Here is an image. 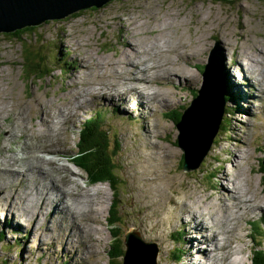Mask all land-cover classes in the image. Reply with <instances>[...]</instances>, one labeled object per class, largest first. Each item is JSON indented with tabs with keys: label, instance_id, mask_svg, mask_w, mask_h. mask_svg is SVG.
Returning a JSON list of instances; mask_svg holds the SVG:
<instances>
[{
	"label": "rangeland",
	"instance_id": "374dc122",
	"mask_svg": "<svg viewBox=\"0 0 264 264\" xmlns=\"http://www.w3.org/2000/svg\"><path fill=\"white\" fill-rule=\"evenodd\" d=\"M34 30V34L28 35L25 45L33 54H40L39 48L28 46V44L34 43L39 38L45 39L48 43L56 42L55 47L48 53H51L50 57L47 55V61L42 63L44 65L42 72L51 70L52 73H47L41 79L35 75L29 77L30 72L25 73L22 67L24 51L22 43L0 32V167L6 168V165H10L8 167L12 170L25 171L26 174V177H22L23 184L19 194L16 195L13 192L15 187H12L8 193V199L16 200L14 220L6 217L4 207L8 199H2L3 191L0 190L2 205H0V229L5 233L2 237L0 232V264H4L5 261L9 264H118L117 262H123L122 258L112 259L110 262V256L117 250L115 242L121 241L123 249H127V234L133 232H138L145 241L157 244L159 247L157 264H189V258H183V254L177 255L181 253L179 248L183 251L187 248L185 243L183 245L187 237L186 229L179 225L182 220L185 221V215L182 216V212L178 211V208L182 209V205L178 204L182 196L187 199L186 196L193 195L200 199L203 210L208 203L214 205L221 199L224 200L221 203L225 204L227 196H230L232 202H227V205L233 212L238 207L232 206L231 203L235 204L237 200H233L231 193L224 195L221 188L226 186L236 193L241 188H249V195L252 196L253 191L257 194L256 197L252 196L256 208L264 209V205L257 204L264 194L262 193L264 169L262 170L261 164V158L264 156V86H259V82L255 81L259 90H254L256 95H251L249 102L243 103L242 97L246 93L238 84L244 82V85L250 84L252 88L255 75L249 72L248 62L233 56L232 49L222 39L225 32H231L233 45L243 43V50L253 52H256L253 47L264 50V0H110L101 7L84 8L63 18H49L35 25ZM131 43L134 48L146 52V54L142 53L144 57L153 56L158 64L171 61L164 67V71L168 69L172 74L161 80L166 82L168 87H163L161 84L155 85L158 91L171 92V95L153 97L155 101H151L149 106L147 105L148 109L145 108L147 111L142 114L137 104L142 99L135 101L131 97L125 99L122 98L123 95L117 96L112 102L119 104L122 108L108 101V94L114 90L134 88L139 90L140 88V92L155 95V92L150 94L145 92V90L155 91L152 86L135 85L134 81L132 84L122 85V79L129 76L125 74L124 69L126 70L130 63L134 62L132 59H126V52H123L132 51L131 47H128ZM214 48L218 49L222 58L220 59L221 69L224 72L227 89L230 88L237 98L230 99L228 105L224 106V110H229L231 113L224 114L219 119L223 128H220L218 136L216 135L214 139L216 142L200 167L185 171L181 166L184 150L176 143L181 132L175 121L167 119L166 112L174 114L191 104L198 89L204 85L202 84L203 66L209 61V54ZM175 49L181 54L180 58L176 53H172ZM192 49H195L197 53L188 54ZM261 55L264 54L256 53L255 58L260 59L254 67L259 69L262 73L259 77L264 79V57ZM80 58L81 61L83 59L82 65ZM186 61H191L192 64ZM27 62L30 65V60ZM110 62L115 65L111 67ZM244 71L247 72L244 73ZM73 73L77 75L74 79L77 85L70 87L69 92H62L61 88L72 82ZM173 75L189 77L192 81L173 79ZM103 82H114L120 86L97 96H89L85 99L84 106L76 110L75 107L82 102V97L77 98L79 95L77 91H87ZM245 89L247 92L250 90L246 86ZM31 97L43 99L42 103L46 112L51 111L47 118L44 114L41 115ZM100 98H102L100 103L94 101ZM243 105L249 109L246 111ZM57 110L70 111V114L66 115L65 119L61 115L54 118ZM96 113H101V117L104 116L107 119L106 140L111 148V154H118L115 157L114 171L118 178L116 190H113L109 183L90 181L87 173L74 161L80 127L85 120ZM43 118L47 122L51 119L52 124L57 121L53 125L56 129L49 130ZM148 120L153 130L148 127L150 125ZM103 122V119L98 120L99 124ZM238 126H240V133ZM234 131H236L235 137L239 134L240 142L235 138V142L229 143L232 146L223 149L225 153H222V148L228 144L225 140L226 134L228 132L234 134ZM241 143H247V145L245 149H239L238 152L244 154L248 162L240 160L239 164L233 158L234 161L230 164L227 161L233 155L228 158L226 153L229 151L232 153L231 149L236 150L242 146ZM140 150L143 152L141 153ZM150 151L154 157V162L150 163L152 166L155 160L162 156L163 161L155 168V176L162 178L158 183L162 187L159 190H163L165 202L155 206L150 204L152 208L149 211H144L142 208V212L141 207L144 202H139L140 193H143L144 201L149 195L159 194L157 186L153 184L154 180L151 183L148 182L150 183H147L148 185L143 183L150 180L148 176H144L145 169L139 176L142 168L140 164L147 165L148 161V158L143 155ZM33 155H37V158L34 159ZM17 158L18 161L15 163L14 159ZM51 162L59 166L57 171L59 170L62 179L59 178V185L58 183L57 185L62 189L66 188L63 193L67 190L75 193L76 189L85 196L83 201L90 204V212L86 216V224L83 225L88 242L81 240L79 236H74V246L78 247L79 251L82 250V257H79L76 262H73L72 254L68 250L70 243L62 241V237L70 229L64 230L65 224L60 225V221L65 220L63 213H56L53 216L54 212H52L49 215L47 212L50 210V205H47V210L34 223L30 216L21 214L26 202L30 205H33L32 202L35 204L33 208L25 209L32 210L29 212L31 215L44 196H60L58 192L55 193L49 189L51 178L58 177L57 172H51L47 176L37 168L29 169L31 164L37 166L39 163L45 170L46 167L51 169L49 165ZM234 165L238 166L233 167ZM245 165H247L246 168ZM133 168L135 170H132ZM244 170L250 173L241 175V178L246 179L243 186L239 183L235 185L238 178L233 182L222 179L228 172L230 176L235 177L238 172ZM66 174L67 176L63 178ZM19 182L21 181L16 179L13 184L16 185ZM44 185H47V188ZM98 186H102L106 191L101 188L102 191L95 195L94 189ZM42 188L43 191L49 190L51 195L40 193L39 190ZM54 194L55 196H52ZM115 197L118 198L121 207H117ZM67 198L68 195L63 200ZM170 199L174 200L175 208ZM146 202L151 203V201ZM113 207L121 211L120 220L116 224L111 221ZM209 208L212 209V207ZM151 209L154 212H151ZM64 213L68 214V211ZM222 214L228 213L224 209L215 213L220 221L225 220L222 219L225 218ZM248 215L249 213L236 219L235 224L250 227ZM201 216L204 222L210 221L207 220V213ZM251 217L255 218L263 230L262 212L251 213ZM176 218L181 221L179 219L176 221ZM71 220L73 221L72 218ZM199 221L201 223V220ZM226 227L228 226L222 225V228ZM115 231L121 239L114 240ZM179 231L184 232V235L179 236L181 233ZM238 231L240 230L237 229L231 233L233 241L230 239L229 245L233 246L236 252L233 264L241 261L239 264H251L254 253L248 254V251L253 249L254 239L246 237L244 240L245 233ZM74 233L77 234V231L74 230ZM220 238L222 243L224 237L220 236ZM258 239L260 245L256 252L259 256L261 249L264 253V231L260 232ZM247 241L250 245L246 249ZM206 242L210 243L208 248L214 246L208 237ZM87 245L91 248L87 249ZM203 247L204 244L201 243L198 248L203 249ZM111 248H113L112 251ZM229 249L224 252L227 254L224 258H218L220 261L213 264H228V257L232 252L231 249L229 254ZM206 258L194 251V259L192 255L193 261L190 264H206L209 262ZM256 262L263 264L260 261Z\"/></svg>",
	"mask_w": 264,
	"mask_h": 264
},
{
	"label": "bare ground",
	"instance_id": "6f19581e",
	"mask_svg": "<svg viewBox=\"0 0 264 264\" xmlns=\"http://www.w3.org/2000/svg\"><path fill=\"white\" fill-rule=\"evenodd\" d=\"M242 24H243V22H242ZM222 39L227 43L228 47H230V49H232V55L233 56L235 55V56L238 57L239 60H241V61L243 60V61H247L248 62L247 66H248V69L250 70L249 72L251 74L255 75L254 76L255 80L253 82L252 88L250 87V84L244 85L243 84L244 82L243 83L241 82V83L238 84V85H240L241 90L244 88V93H246V94L244 95V97H242V100H243V103L246 104V103L249 102V99H250L251 95H253V96L256 95L254 90H259V88L256 86L257 82H255V81L259 82V86H264V85H262V84H264V79H262L263 77H259V75H262V73L259 71L258 68L254 67L255 65H257V63H258V61L260 59V58H255L256 53H259V54L263 53L264 54V50L261 49V48L253 47L255 49L254 51H256V52H253V51H250V50H243V48H244L243 47L244 46L243 43L240 44V45H238V44L233 45L232 44L233 40H232V33L231 32H225L222 35ZM128 47H131L132 51H130V52L123 51V52H126L125 53L126 59H132L134 62H131L130 66L126 70L124 69V71L126 72L125 74L129 75V76H126V77H124L122 79V83H123L122 85L132 84V82L134 81L135 85H143L145 87H149V86L151 87L152 86V87L155 88V91H153V90H150V91L145 90V92H148L149 94L152 93V92H155V95L152 96L151 94L147 95L144 92H140L141 91L140 88H139V90L136 89V88H134L132 90L131 89L130 90H114L115 89L114 87L120 86V85H118V84H116L114 82H110V83L103 82L102 84L99 83L98 85H95L94 87L90 88L87 91H84V92H83V90L77 91L79 93L77 98L79 99L80 97H82V102H80V104L75 107L76 110H78L79 108L84 106L85 99H87L89 96H97V95L101 94L102 92H105V91H108V90H114L112 93L108 94V101H111L112 105H117L120 108H122V106L112 102V101H115L117 96L123 95L122 98H125V99L131 97V99L135 100V101H137L138 99H142V101L140 103H137L138 107L141 109V114L144 111H147V109H148L147 105L149 106V103L151 101H155V99L153 97L158 98L159 95H160V97H168V96L171 95V92L168 93V92H160V91H158V87L155 86V85L160 86V84H161V85H163V87H168L166 85V82L164 83L161 80L163 79V77L169 76V75L172 74L170 71H168V69H167V71H164V67L167 66L168 64H170L171 61L170 62H165L163 64H158L157 60L153 56L144 57L142 55V53L146 54V52H141L139 49L134 48L132 43L129 44ZM77 48H79V47H77ZM172 53H176L179 58L181 57V54L177 52V49L173 50ZM190 53L195 54L197 52H196L195 49H192L191 51L188 52V54H190ZM261 56L264 57V55H261ZM79 61L81 62L80 64L82 65L83 64L82 63L83 59L81 61V58H80ZM186 62L189 63L191 61H186ZM138 63H141V64H138ZM109 64H110L111 67H113L115 65V63H113V62H110ZM191 64H192V62H191ZM232 64H235V63L232 62ZM243 65H244V63H243ZM143 66H144V68H143ZM58 67L64 68L61 65L58 66ZM240 67L242 68L241 64H240ZM245 72H247V71H244V73ZM177 73L181 74L180 72H177ZM72 75H73V78H72ZM72 75L70 76L72 78V82L70 83V85L63 86L61 88L62 92L63 91H68L69 92L70 91V87H74V86L77 85L76 84L77 82L74 81V79H75V77L77 75H76V73H73ZM172 77H173V79L179 78L180 80L184 79V80L192 81L191 78L185 77V76L173 75ZM132 79H134V80H132ZM142 80H145L146 82H144ZM167 84H170V83H167ZM175 85L177 87H180L177 84H175ZM245 86L250 88V90L248 92L245 89ZM172 87H174V86L172 85ZM111 88H113V89H111ZM31 99L33 100L34 104L37 106V109L41 113V115L44 114L45 118H47V116H49L51 111L50 112H46V110H45V108L43 106V103H42L43 99H40L39 97H31ZM94 101L100 103L102 101V98H100L99 100H94ZM245 106L246 105H243V107H244L243 109H245L247 111V109H249V108L248 107L246 108ZM145 108H147V109H145ZM84 111L86 112L87 110H84ZM69 114H70V111L57 110L55 115H54V118H58L61 115L65 119L66 115H69ZM77 115H78V113H77ZM48 120H49L50 123L47 122V120L43 118L44 124L47 125V128L49 130L50 129L51 130H55L56 128H54L53 125H55L57 123V121L53 122V124H52L51 119H48ZM148 123L150 124L149 120H148ZM87 124H88V122H87ZM148 127L153 130V127L151 126V124ZM11 129L14 130V128H11ZM238 132L240 133V126H238ZM154 133H155V130H154ZM235 133H236V131H234V134H231L230 132H228L226 134L225 140L228 141V144H227L226 147L222 148V150H221L222 153H225V150H223V149H226L228 146H232V145H229V143L232 142V141L235 142V140H234L235 138H236V140H239V142H240L239 134H237V136L235 137ZM148 143H149V141H148ZM241 145L242 146H240L239 148L236 147L237 148L236 150L231 149L232 153H230V151L226 153L228 155L227 156L228 158L231 155H233L232 158L229 161H227V162L232 164L233 161H234L233 158H235V161L239 162V164H240V160H246V162H248V160L246 159L244 154H241V153L238 152L239 149H241V150L245 149L246 148L245 146L247 145V143H241ZM148 147L150 148V144H149ZM51 151H53V149H51ZM140 152L142 153L143 150H140ZM235 155H236L237 159H236ZM36 156L33 155V158L36 159L37 158ZM143 156L147 157L148 161H147V165L140 164L142 166V168L140 169L139 176H141L142 171L145 169L144 176H148L150 180L149 181L148 180L143 181V183L144 184L146 183L145 185H148L154 180L153 184H155V186H157V190H158L159 194H157L156 196L149 195V196H147L148 199H146L144 201L143 193L142 192L140 193L139 196H140L141 200H139V202H142V203L144 202L143 206L141 207V211L142 212H143V210L144 211L145 210L149 211L150 208H152V206H150V204L155 206V205H158L160 203L165 202L164 201V197L162 195V191L163 190H161V191L159 190V188H162V187H160L159 183H158V182H160L162 180V178H158V177L155 176V168L158 167L160 165V163L163 161L162 158H161L162 156L157 158V161L155 160L154 166H152L150 164V163L154 162V159H153L154 157H153L151 151L146 153V154H144ZM217 158H220V156H217ZM16 161H18V158L14 159L15 163H16ZM39 162H41V161H39ZM41 164H42V162H41ZM38 165L36 166L34 164H31L29 166V169L34 170L35 168H37L38 171H40V170L43 171L44 173H46L47 176L50 175L51 172H57L58 177H56V176L52 177L51 181H50V184H49L50 187L49 186L48 187H49V189L55 191V193L58 192L60 194V196L56 197L55 194L52 195V196H55V197L44 196L43 199L39 202L38 206H36L35 209H33V212H32L31 215H29V212H31L32 210L31 211H27L25 209L29 208V207L33 208L34 207L33 205H35V204H34V202H32L33 205H30V203L26 202L24 207H23L25 209H23L21 211V214L25 215V216H30L32 222L34 223V222L37 221L39 216L41 214H43L44 211L47 210V205H50V210L47 212L49 215L52 212H54L53 216L56 213H63V215H64L63 218L65 220L64 221H60V225L63 226L65 224L64 225V230L69 229V228L70 229L62 237V241L64 243H67V242L70 243L69 246H68V250H70V253L72 254L73 262H76L79 257H82V250H80L81 251L80 252L79 248L74 246V236H79V238L81 240L88 242V240H87L88 236L85 235V229H84L83 225L85 223L86 216L89 215L90 204L85 203L83 201V198H85V196L83 194H80L79 191L76 190V189H75V193L70 192L72 190H67L66 193H63L64 191H66V188L62 189V188H60V186H58L59 185V178L62 179V177L59 175V173H60L59 170L57 171L59 166H57L56 163H54V162L49 163L51 169L46 167V170L41 165H39V166ZM6 166H5L6 168H1L0 167V190L3 191V198H2L3 200H7L8 199V193H9V191H10V189L12 187H15V190H13V192H15L16 195H18L20 187L23 184V178L22 177H26L25 171H18L15 168H14L15 170H12L11 167H8L10 165H6ZM162 166H164V165H162ZM237 166L238 165H234L233 167H237ZM246 166L247 165H245L244 167L246 168ZM261 167H260V169H261ZM163 168L166 169V167H163ZM167 168H168V166H167ZM262 169H263V167H262ZM132 170H135V169L133 168ZM233 172L236 173L234 169H233ZM248 173H250V172H247L246 170L240 171V172H238L236 174L235 177H233V176H230V174L228 172L227 174H225V177H223L222 179L223 180H228L229 179V180H231L233 182V181H235L236 178H238L239 180L235 181V185L237 183H239V184H242V186H243V184H244L243 182L246 179L241 178V175H247ZM66 176H67V174L64 175L63 178L66 177ZM16 179H18L21 182H19L18 184L14 185L13 183H14V181ZM138 179H139V177H138ZM139 181H140V179H139ZM148 182H150V183H148ZM57 183H58V185H57ZM44 187L47 188V185H44ZM234 187L236 188L237 186H234ZM43 188L39 190L40 193H42V194H49L50 193L49 195H51V192L49 190L43 191ZM101 188H102V186H98V187H96V189H94V191H96L95 195H97V193L102 191L103 188L102 189ZM138 189L141 190V188H138ZM142 189H145V188H142ZM221 190L223 191L222 193L224 195H226L228 193H231L233 200H237V202L235 204L231 203L232 206L238 207V208H236V210H233V212L230 211V209H229V207L227 205V202H229V203L232 202V199H231L230 196H227V198H226L227 202H225V204L221 203L222 201H224L223 199H221L220 201H217L216 204H214V205L211 204V203H208V205L204 206L205 207L204 210H203V206L201 204V200L198 199V198H195V196H193V195L186 196L187 199H184L185 196H182L181 200L178 202L179 206L182 205V209L178 208V211L182 212V216L185 215V218H184L185 221L184 220L181 221L179 218H176V221L179 219L181 221L179 223V225L182 226L183 228L185 227V229H186L187 237H186V239H184L183 245L185 243V246L187 248H185L184 252H182V253H183V258L184 257L189 258V264H190L191 261H193L191 259L192 255H193V259H194V251H195L196 254L199 253L200 255H204V256L207 257L206 260L209 261V262H207L206 264H213V263H215L217 261H220L218 258H224L227 255L226 253L224 254V252L227 251L229 248H230L229 251H228L229 254L231 252V249H232V252H231V255L228 257V260H229L228 264H233L234 259H236V257H235V253L236 252L233 250L234 247L233 246L230 247L229 245H230V239H231V237L233 235L231 233H233L234 230L236 231L237 229L240 230L238 232L245 233L244 234L245 235V239L244 240H246V237L254 239L253 249L248 251L249 252L248 254L253 253V251L256 252V250L258 251L259 242H260V240L258 239V236H259L260 232L263 233L264 229L262 230V228L259 227L258 222L255 220V218L251 217V213H255V212L258 213L260 211V212H262V215L264 217V209L259 210L258 208H256V206L254 204L253 197L257 196L256 192H254V191L252 192V196H253L252 197L251 195H249V188H241V189L237 190V193L234 192L232 189L226 187V186L222 187ZM103 191H106V190L103 189ZM262 193H264V188H263ZM67 195H68L67 200L66 199L63 200V198L66 197ZM260 200L261 201L257 202V204L264 205V194L260 197ZM49 201H50V203L48 204ZM146 201H151V203H147ZM170 202L172 203L173 208H175L176 206H175L174 200L170 199ZM15 203H16V200L13 201V198H10V199H8V201H7V203H6L5 207H4V210L6 212V217L8 219H10V220H14V214H15L14 213V207L16 205ZM184 204H185V206H184ZM209 207H212V209H210ZM142 208H143V210H142ZM222 209H224V211H227L228 214H226V215L222 214L223 216H225V218L223 217L222 219H225V220L220 221V218L216 217L215 213H217L219 210H222ZM66 210L68 211V214L64 213ZM151 212H154V210L151 209ZM204 213L208 214L207 220H210V221H208V222H204L203 221V218H202L201 215L204 214ZM212 213H214V215H212ZM247 213H249L248 221H249L250 227H246L244 225L238 226L237 224H235V220L236 219H240V217L242 215L247 214ZM235 214H237V216H235ZM217 215H219V214H217ZM153 216H154V214H153ZM70 217L73 219V221L71 220ZM215 217H216V219H215ZM56 220H57V218H56ZM199 220H201V223L203 225L200 223ZM184 222H186V223H184ZM222 225H226L228 227L222 228ZM74 230L77 231V234L74 233ZM256 230H259V232H256ZM194 232H196V233H194ZM89 233H90V235H92L91 232H89ZM182 233L184 235V232H182ZM132 235L135 236V241H137L139 244H144L146 246L152 244V243H150L148 241H145L138 232H133V233H128L127 234V239H126L127 249H128V245H129V243L131 241L130 237ZM92 236H94V235H92ZM220 236L224 237V240L222 241V243H221ZM228 236H230V238H228ZM207 237L211 241V243L214 244V246L211 247V248H208L210 243L206 242V238ZM92 239H94V238H92ZM201 239H204V241H201ZM201 243L204 244L203 249L198 248L199 244H201ZM249 245H250V243L247 241L246 242V249L248 248ZM86 248L89 249L91 247H89L87 245ZM215 252H217V253L215 254ZM188 253H190V255L187 256ZM209 255H210V257H209ZM253 256H254V254H253ZM239 259H241V258L239 257ZM241 262H238V264L241 263ZM73 264H75V263H73Z\"/></svg>",
	"mask_w": 264,
	"mask_h": 264
},
{
	"label": "water",
	"instance_id": "95a60500",
	"mask_svg": "<svg viewBox=\"0 0 264 264\" xmlns=\"http://www.w3.org/2000/svg\"><path fill=\"white\" fill-rule=\"evenodd\" d=\"M110 0H0V32H12L20 28L35 26L43 21L58 19L81 9L101 7ZM221 55L217 48L209 54L203 71V86L191 104L184 110L177 123L180 130L178 144L184 150V169H197L210 151L224 115L227 83L221 69ZM223 67V66H222ZM264 166V156L261 158ZM122 264H157L159 247L148 246L130 237Z\"/></svg>",
	"mask_w": 264,
	"mask_h": 264
},
{
	"label": "trees",
	"instance_id": "16d2710c",
	"mask_svg": "<svg viewBox=\"0 0 264 264\" xmlns=\"http://www.w3.org/2000/svg\"><path fill=\"white\" fill-rule=\"evenodd\" d=\"M30 33L31 34L35 33L34 26L20 28L18 30H15L9 33L4 32L5 35L12 37L16 41H20L22 45L24 46L22 67L24 68L25 73L27 74V72H30L29 77L35 75L37 76L38 79H41L45 77L47 73H52L51 70L42 72V70L44 69V65H42V63H45L47 61L48 56L50 57L51 53L50 54L48 53L51 49L55 47L56 42L49 41L48 43L46 42L45 39L39 38L34 43L28 44V46L39 48L40 54L35 55L33 54L32 51H29L27 49V46L25 47L28 35ZM28 60H30V65L27 62ZM236 98L237 97L235 93L230 88L226 89V95H225L226 106L228 105V101L230 99H236ZM186 108L187 107L184 106L181 110H179L178 112H175L174 114L167 112L166 114L167 119L169 118L175 121L177 124L181 120L183 112ZM224 112H225L224 114H227L230 111L224 110ZM99 119H103L104 122L102 124H99L98 123ZM106 123H107V119L104 116L101 117V113H96L84 121L79 131V141L77 142V151L74 157V161L78 167L82 168L87 173L90 181L109 182L113 190H116L117 189L116 185L118 183L117 175H115L114 173L116 169V165H115L116 164L115 162L116 153H114V155L111 154V148L107 143L106 133H108V129H107ZM222 128H223V124L221 126V129ZM215 142L216 140H214V143ZM176 143L178 144V141ZM184 163H185V157L183 154L181 158L182 169L184 168ZM263 169H264V166H263ZM115 198H116L117 207H121V203H118V198L117 197ZM113 208H114V211L111 215L113 216L111 218V221L116 224L120 220L119 213H121V211L118 208H117L118 211L115 210V207ZM121 226L123 228V225ZM0 232H1L2 237H4L5 235L4 231L0 229ZM114 234H115L114 240L121 239L117 235V231H115ZM180 234L183 235L182 232ZM115 246L117 247V250H115L114 254L110 256V262H112V259L113 260L120 259V258L123 259V256L125 254L126 249L125 248L123 249L124 246L122 247L121 241H116ZM112 250L113 248H111V251ZM179 250L181 253L177 255L181 256L183 254L182 252L184 251L180 248ZM261 250H260L259 256L257 252L253 251L254 256H253V260L251 264H258L256 261L263 262L264 264V253H262ZM117 263L122 264V262H117ZM4 264H9V262L5 261Z\"/></svg>",
	"mask_w": 264,
	"mask_h": 264
}]
</instances>
